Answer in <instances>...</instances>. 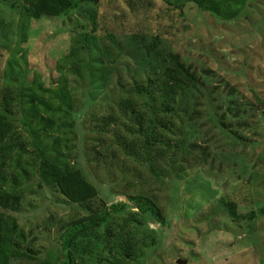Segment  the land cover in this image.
Wrapping results in <instances>:
<instances>
[{
	"label": "rangeland",
	"instance_id": "obj_1",
	"mask_svg": "<svg viewBox=\"0 0 264 264\" xmlns=\"http://www.w3.org/2000/svg\"><path fill=\"white\" fill-rule=\"evenodd\" d=\"M155 38L193 66L210 94L195 123L164 112V86L154 100L135 93L160 83L163 61L139 44ZM19 89H64L72 105L65 119L41 111L56 121L53 129L33 118L28 98L13 108L18 168L29 177L15 216L41 261L56 255L65 227L88 213L38 187L37 149L71 159L107 207L127 205L81 241L77 264H264V0H248L234 21L162 0H85L67 15L34 19L21 0H0V103ZM187 143L199 150L180 174ZM203 149L208 162L195 166ZM135 196L154 200L167 225L141 215L128 201ZM223 199L237 205L239 222ZM252 212L256 219H245ZM125 246L131 254L123 258Z\"/></svg>",
	"mask_w": 264,
	"mask_h": 264
},
{
	"label": "trees",
	"instance_id": "obj_2",
	"mask_svg": "<svg viewBox=\"0 0 264 264\" xmlns=\"http://www.w3.org/2000/svg\"><path fill=\"white\" fill-rule=\"evenodd\" d=\"M28 17L39 19L41 17L57 18L67 15L74 10L80 2L85 0H21ZM168 6L175 9H182L186 3H193L201 12L212 15L220 21H234L239 18L248 0H162ZM142 50L146 56H154L163 61L164 67L160 76L162 81L151 82L145 87L137 86L136 94L149 101L157 95L156 87L164 86L161 93L160 106L164 112L178 115L184 113L190 123H195L200 117L198 106L210 94L207 93L205 85L201 82L197 72L192 65H187L182 61L180 55L172 52L166 53L160 48V40L153 39L151 42L141 39ZM210 76V71H203ZM150 80V79H149ZM29 90V89H28ZM27 90V91H28ZM38 92L29 90L25 95L23 89H19L14 94L5 95L0 103V264H77L75 254L84 238L100 230L109 220L121 213L127 205L120 203L107 207L106 203L99 199L98 190L84 173L74 167L71 159L62 155H47L46 152L35 150V162L32 170L37 178V185L40 189H56L58 193L70 204L83 207L88 215L80 220H76L65 227L60 235V245L55 256L47 260H40V252L30 247L28 235L19 226L18 218L15 214L20 212V206L25 195L28 180L27 168H18L22 161L19 136L14 129L13 122L16 119L14 107L21 108L24 97L29 99L30 111L33 118L39 121L40 125L46 124L50 129L55 128L56 121L53 117L46 119L41 111L47 113L61 114L62 119L70 116L72 105L70 94L64 89H38ZM233 92V91H232ZM191 94L189 110L185 112L180 107H187ZM48 95L58 101L55 108L47 99ZM229 109L236 117L238 110ZM64 121V120H63ZM221 125L226 126L223 121ZM61 127H59L60 129ZM19 144V145H18ZM19 152L15 153V149ZM186 152L179 166L180 174L190 170L188 162L190 155L198 153L199 146L196 143H187ZM200 160L195 161V166L208 162L209 154L207 149L200 153ZM27 166V165H26ZM128 201L143 216H150L155 222L163 226L167 225V219L163 215L156 202L148 197L135 196L128 198ZM222 205L227 210L233 221L239 222L242 217L238 214L237 205L228 200H221ZM260 216H264V209L259 211ZM257 212L248 214L245 218L254 221ZM89 247L94 248L88 242ZM131 254V249L127 246L119 249L120 257L126 258Z\"/></svg>",
	"mask_w": 264,
	"mask_h": 264
},
{
	"label": "water",
	"instance_id": "obj_3",
	"mask_svg": "<svg viewBox=\"0 0 264 264\" xmlns=\"http://www.w3.org/2000/svg\"><path fill=\"white\" fill-rule=\"evenodd\" d=\"M177 263L178 264H187L186 261H183V260H178Z\"/></svg>",
	"mask_w": 264,
	"mask_h": 264
}]
</instances>
